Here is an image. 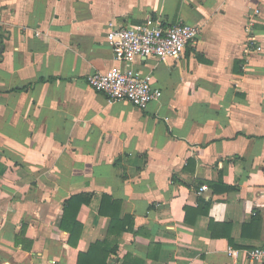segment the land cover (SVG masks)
<instances>
[{"label": "crops", "instance_id": "obj_1", "mask_svg": "<svg viewBox=\"0 0 264 264\" xmlns=\"http://www.w3.org/2000/svg\"><path fill=\"white\" fill-rule=\"evenodd\" d=\"M150 18L200 33L135 60L159 100L111 101L88 84L120 65L109 27ZM228 237L264 245V0H0V264H78L93 243L117 245L107 264H264Z\"/></svg>", "mask_w": 264, "mask_h": 264}, {"label": "built area", "instance_id": "obj_2", "mask_svg": "<svg viewBox=\"0 0 264 264\" xmlns=\"http://www.w3.org/2000/svg\"><path fill=\"white\" fill-rule=\"evenodd\" d=\"M253 23V18L249 17L246 31L250 42L255 40L252 35ZM199 33L200 27L197 25L179 22L165 26L160 19L152 18L128 27L110 25L107 42L120 65L89 75L88 84L111 101H128L137 108L145 109L149 103L161 98L162 91L153 86L151 74L133 66L135 60L141 57H154L160 61L177 59L185 52L187 45L198 38ZM204 189L201 187L200 191ZM227 254L234 260L245 255L251 261L264 262V245L247 250L229 246Z\"/></svg>", "mask_w": 264, "mask_h": 264}, {"label": "trees", "instance_id": "obj_3", "mask_svg": "<svg viewBox=\"0 0 264 264\" xmlns=\"http://www.w3.org/2000/svg\"><path fill=\"white\" fill-rule=\"evenodd\" d=\"M244 61L237 62V65L243 64ZM94 194L92 193H81L70 197L64 204V214L60 224V228L70 233V240L77 239L80 237L83 231V225L78 222V213L83 205H87L91 202ZM111 198L107 195L103 196L100 212L105 214L104 205L109 203ZM212 205V201L205 203V213H208V209ZM113 209L116 212L109 214L113 223H117V219L120 215V203L113 202ZM203 213V212H202ZM212 224V223H211ZM125 228V227H123ZM229 242L232 245V240L228 237ZM109 246V245H108ZM105 244L93 243L89 250L85 253H80L78 258V264H107V258L110 254H116L117 245L114 247H108ZM233 246V245H232Z\"/></svg>", "mask_w": 264, "mask_h": 264}]
</instances>
